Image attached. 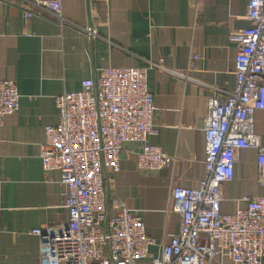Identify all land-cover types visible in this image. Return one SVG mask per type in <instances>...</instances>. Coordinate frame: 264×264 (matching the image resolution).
Returning <instances> with one entry per match:
<instances>
[{
    "label": "crops",
    "instance_id": "crops-1",
    "mask_svg": "<svg viewBox=\"0 0 264 264\" xmlns=\"http://www.w3.org/2000/svg\"><path fill=\"white\" fill-rule=\"evenodd\" d=\"M62 16L24 18L28 0H0V79L14 81L18 112L0 127V264H48L30 232L69 220L67 186L46 175L40 154L45 128L58 123L56 97L81 89L105 68L150 67L157 135L150 143L174 159L171 168L142 173L132 146L119 173H107L110 215L120 200L141 217L156 245L180 229L175 187L197 188L205 175V120L209 99L227 97L236 84L237 49L231 35L249 26L248 0H61ZM93 28L96 36L86 30ZM264 144V111L255 114ZM222 211L245 208L244 197L264 196L257 151L240 150L235 176L224 186ZM149 263V260H144ZM220 264H233L222 259Z\"/></svg>",
    "mask_w": 264,
    "mask_h": 264
},
{
    "label": "built area",
    "instance_id": "built-area-1",
    "mask_svg": "<svg viewBox=\"0 0 264 264\" xmlns=\"http://www.w3.org/2000/svg\"><path fill=\"white\" fill-rule=\"evenodd\" d=\"M28 4L25 19L45 12L62 16L61 0ZM247 20V28L231 35L235 87L225 98L209 99L204 178L197 188L172 189L180 229L161 256L150 253L155 240L125 203L115 200L110 215L105 184L107 173L120 172L127 146L142 173L173 165L171 156L150 143L158 133L150 67L105 68L83 80L79 91L56 97L58 123L45 128L40 158L44 173L59 172L67 186L69 220L30 232L48 264H264V196L244 197L245 208L234 214L222 211L224 186L234 179L240 150L257 151L258 183L264 187V144L255 132V114L264 111V0H248ZM86 32L96 36L93 28ZM20 100L17 84L0 79V127L19 111Z\"/></svg>",
    "mask_w": 264,
    "mask_h": 264
}]
</instances>
